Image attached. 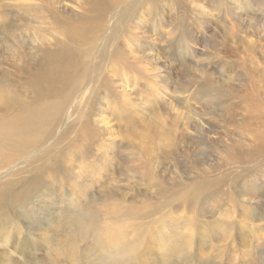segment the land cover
Here are the masks:
<instances>
[{"label": "rangeland", "instance_id": "rangeland-1", "mask_svg": "<svg viewBox=\"0 0 264 264\" xmlns=\"http://www.w3.org/2000/svg\"><path fill=\"white\" fill-rule=\"evenodd\" d=\"M140 1L153 10L141 7L130 23L131 33L120 35L121 51L129 62L137 60V69L115 73L106 65L105 89L86 95L89 109H82L92 121L98 119L92 128L100 138L94 145L106 160L100 187H90L95 177L82 173L84 164L68 166L80 176L68 188L63 169L45 175L23 221L14 215L24 227L28 250L17 252L10 238L1 237L0 253L8 255L0 254V264H42L53 254V241L75 237L83 248L94 242L81 222L90 212L69 202L81 183L89 186L85 201L109 191L108 216L116 225L123 223L121 216L131 217L132 205L143 208L140 218H133L137 222L145 219V210L158 212L162 224L146 227L142 238L147 241L138 240L148 257L135 255L131 264H163L165 253L179 264L180 252L192 253L193 264H206L209 258L216 264H264V0ZM23 39L18 51L27 58L34 50ZM73 116L70 107L55 138ZM72 134L47 145L67 147ZM35 164L31 157L15 167L29 173ZM203 178L210 185L200 204L183 206L177 193ZM168 198L177 201L164 203ZM117 204L123 215L110 211ZM68 210L74 223H59ZM33 219L39 222L36 229L28 226ZM101 223L111 230L112 223ZM51 225L60 227L58 240L54 232L40 239L38 229ZM157 228L160 233L152 237ZM127 232L125 239L132 241L133 231ZM174 250H180L181 259Z\"/></svg>", "mask_w": 264, "mask_h": 264}, {"label": "bare ground", "instance_id": "bare-ground-1", "mask_svg": "<svg viewBox=\"0 0 264 264\" xmlns=\"http://www.w3.org/2000/svg\"><path fill=\"white\" fill-rule=\"evenodd\" d=\"M37 1L14 0L9 3L0 0V221H4L0 223V238H10L17 252L28 250V240L23 225L14 220V215L17 214L23 221L30 199H37V188L43 184L45 175L49 178L63 169L68 178V188L70 182H78L80 177L73 176L68 166L74 168V165L84 164L87 170L82 173L95 177L90 187H100L101 176L106 170L105 153L94 145L100 138L97 129L92 128L98 126V119L92 121L90 112L82 110L84 107L89 109L90 101L86 95L90 96L93 90L99 93L105 89L109 80L107 69L104 68L106 65H111L115 73L124 67L132 71L137 69V60L129 62L123 55L120 35L131 33L130 23L141 7L146 11L153 10L151 4L146 6L140 0ZM24 37H27V42L34 50L26 54L27 58L18 51V43ZM76 98L80 99L72 105ZM70 107L74 115L72 121L55 138L57 129L65 124ZM70 131H73L72 142L67 147L51 148L47 145L52 139H61ZM260 137L258 133L255 140ZM97 152L100 153L95 156ZM31 157L36 162L33 172L15 167ZM209 185L210 182L204 178L197 180L185 192H178L176 197L181 199L183 206L188 203L197 206ZM88 187L83 183L74 187L77 197H69V202L71 205L76 202L83 206L84 213L90 212V216L81 222L95 236L94 242L83 248L75 237L58 243L53 241V254L43 259L42 264H118L119 261L131 264V258L135 255L139 260L148 257L139 250V241L147 228L150 229L154 223L162 224V220L157 218L158 212L145 210V219L137 222L133 218H140L143 208L132 205L128 209L131 217H119V222L121 220L123 223L116 225L108 216L109 191L106 189L100 194L101 197H91L85 201L82 197L89 191ZM176 201V198L164 199V203ZM110 211L114 216L123 215L118 204ZM101 220L112 223L110 231ZM37 223L33 219L28 226L36 229ZM59 223H74L73 213L66 211ZM59 228V225L39 228L41 232L38 236L45 240L48 232H54V238L58 240ZM158 228L151 232L152 237L160 233ZM127 230L133 231L132 241L125 239ZM142 239L147 241L146 238ZM186 241L190 243L189 238ZM176 251L177 258L183 257L179 264H193L196 260L192 253L180 252L183 254L180 257ZM3 252L6 257L8 254ZM165 256L167 258H163V264H174L172 254L165 253ZM213 260L209 258L206 264H216Z\"/></svg>", "mask_w": 264, "mask_h": 264}]
</instances>
